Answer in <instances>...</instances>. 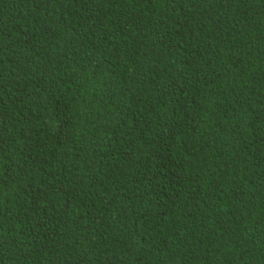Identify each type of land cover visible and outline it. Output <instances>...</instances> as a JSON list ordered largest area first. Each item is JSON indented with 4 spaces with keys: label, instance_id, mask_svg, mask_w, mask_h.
Segmentation results:
<instances>
[{
    "label": "trees",
    "instance_id": "1",
    "mask_svg": "<svg viewBox=\"0 0 264 264\" xmlns=\"http://www.w3.org/2000/svg\"><path fill=\"white\" fill-rule=\"evenodd\" d=\"M0 264H264V0H0Z\"/></svg>",
    "mask_w": 264,
    "mask_h": 264
},
{
    "label": "clouds",
    "instance_id": "2",
    "mask_svg": "<svg viewBox=\"0 0 264 264\" xmlns=\"http://www.w3.org/2000/svg\"><path fill=\"white\" fill-rule=\"evenodd\" d=\"M67 98H66V96ZM65 95L56 94L53 96L51 93L46 95V100L56 109V113L60 115H66L70 121L73 120V109L76 105L77 107L83 106L85 103V95L77 88H73L70 91H66Z\"/></svg>",
    "mask_w": 264,
    "mask_h": 264
}]
</instances>
